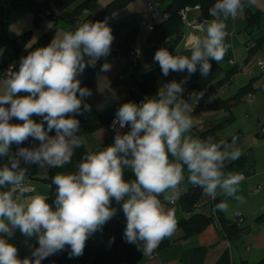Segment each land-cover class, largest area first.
Instances as JSON below:
<instances>
[{"label":"clouds","instance_id":"1","mask_svg":"<svg viewBox=\"0 0 264 264\" xmlns=\"http://www.w3.org/2000/svg\"><path fill=\"white\" fill-rule=\"evenodd\" d=\"M251 3L253 0H216L209 9L213 19L200 25L203 35L194 40L190 55L179 49L173 54L165 47L155 52L154 60L163 75L186 70L190 77L199 65L200 74L207 77L210 60L219 63L230 47L225 43L226 21L235 19ZM113 40L106 20L81 22L74 31H57L47 46L22 57L18 70L10 68L0 80V157L8 161L0 167V189H7L0 190V264H41L65 246L70 247V256L82 255L88 237L115 215L113 199L123 201L125 240L150 254L176 231L175 210L165 208L159 197L170 204L179 198L185 167L188 182L205 195L215 199L220 190L225 197L245 203V197L238 195L243 176L224 170L226 162L242 154L238 137L233 136L228 143L190 134L193 105L204 93L193 91L186 100L183 84L188 77L164 84L155 97H146L139 104L123 103L112 127L130 126V131H117L113 144L89 151L75 172L57 173L52 178L55 208L43 195L25 198L33 189L25 183L27 168L21 161L63 168L71 163L74 149L85 143L77 134L80 122L75 116L90 110L84 98L91 91L80 86L77 75L86 67L85 56L94 65L95 60L110 54ZM110 68L105 62L101 71ZM33 115L42 121L37 123ZM13 118L23 123H11ZM53 130L55 135H49ZM29 137L39 145L21 147L10 154L13 143L19 145ZM126 169L134 174V180H125ZM217 210L228 212V203L221 201L213 209ZM16 230L26 238H36L39 246L32 258L21 259L17 247L9 242Z\"/></svg>","mask_w":264,"mask_h":264},{"label":"trees","instance_id":"2","mask_svg":"<svg viewBox=\"0 0 264 264\" xmlns=\"http://www.w3.org/2000/svg\"><path fill=\"white\" fill-rule=\"evenodd\" d=\"M129 1L131 0H114L105 6L100 14L92 16L91 10L95 8L96 0H0V2L5 6V10L2 14L4 17L0 20V73L6 76L3 71L10 61H13L15 64L13 70H18L22 57L27 56L31 51H34L37 48L47 46L52 41V36L56 30L57 23L65 24L68 31H74L76 26L81 22L106 20L108 25L111 27L112 34L114 36L110 54L106 57H101L95 60L94 65L87 62L84 71L82 73H78L77 75V79L80 81V86L88 88L92 79L100 74L102 65L105 62H112L116 55L127 57L128 65L130 63L131 58L129 57V53L132 51V43L135 39L137 27H130L129 22L126 21L109 22L108 20L109 16L114 11H117ZM215 2L216 0H170L169 5L167 6L168 9L162 8L169 13V17L167 20L159 23V25L150 31L144 46L139 49V58L137 60L136 67H134L131 72L127 69L129 74H133L137 68L143 70L142 78L137 81L129 92L130 97L135 101V103H137L139 99L155 97L159 89L169 81L179 80V82H181L188 77L186 70L183 72L170 71L167 76H164L159 63L154 60V54L161 47L168 48L170 52L175 54V49L181 44L180 41L182 40L185 31L178 12L182 9V7L198 4L200 5V17L208 19L211 18L209 15V9L215 4ZM23 4L28 6L34 14L33 26L35 28H44L49 21L53 22V27L39 36L37 41L30 46L31 30H26L25 32L14 35L13 37L7 36V14L11 8ZM40 14L43 17H40ZM252 22L253 21L251 19L249 25L252 24ZM260 40L261 39L255 41L256 48L258 47ZM247 52L248 55L246 59L253 55L255 49L253 51L252 49H248ZM210 63L212 67L207 77L200 74L198 65L197 71L187 78V82L183 84V97L187 99L191 92L202 91L204 93L203 98L200 99L197 104H194L196 109L207 111L221 110L224 112L225 115L222 118L214 120L213 124L204 131L196 132V127L192 128L196 132L197 137L200 139L212 138L215 142H219L223 139L218 137V132L223 131L226 127H229V125L235 120L234 115L231 113V104L254 90L253 80L256 78H250L247 84L238 87L235 94L221 98L218 97L219 95L216 92L212 94L214 86H228L231 80L235 77V74L241 71L242 68L240 65L235 63L233 64L232 54L229 51H227L223 60L219 63H216L214 60H210ZM227 65L229 66L228 68H226ZM258 68L264 67L258 66ZM249 73L250 70H248L247 74ZM262 76H264V74L260 73V77ZM256 88L264 90V79L260 81ZM20 95H25V93H20ZM248 100L244 99V101ZM124 101L125 99L114 102V104L105 107V109L100 112H91L90 114H86L76 119L79 120L80 127L82 126L86 131L91 132L103 125H109L111 119L115 116L118 108ZM32 119L37 123L42 121V117L40 116L33 115ZM14 121L15 123H23L15 118ZM44 126H46V122ZM128 131H130L129 128ZM262 132H264V124L260 125L256 129L255 136L260 138ZM233 136L238 137L237 146L244 139L241 129H238L233 133V135L223 141L231 143ZM39 143L40 142L38 140H35L32 137H29L19 145L13 143L10 146V154L15 153L21 147H36ZM7 162V157H0V167L4 166ZM231 162L232 161L226 162V167L224 169L225 172L232 164ZM21 166L27 168L25 182L33 188V191L35 189L34 181L38 180L44 185H48V194L45 197H47V202L51 204L52 200L56 197L55 185L52 184V178L57 174V172H55V168L48 167V173L43 178L38 173L40 168L39 165H25L24 162L21 161ZM124 178L125 180L135 179L134 174L128 169L125 170ZM33 191L26 194H30ZM202 193L203 190L200 187L193 186L186 189L183 194L181 193L178 200L188 202V205L192 206L193 203L197 202L198 197ZM159 198L162 200V196ZM226 199L227 197H225L224 194L217 196V198L213 199L212 208L214 209L215 205L221 201H227ZM189 210H191V208H189L188 211ZM213 213L215 214L217 211H213ZM210 220V216L193 213V215L189 217L181 218V220L177 222V228L183 229V236H186L200 231ZM219 221L221 222V225L225 227L224 220L219 218ZM125 227L126 219H118L113 216L102 226V229L91 234L92 236L96 234L99 235V241L96 242L97 244L92 243L93 240L90 236L88 237L82 255L78 257L70 256L69 253L71 249L69 246H65L63 251L50 255L46 259L42 260L41 264H136L137 261L146 258V255L141 250V247H138V244L128 243L125 240ZM223 229L224 231L229 230V228ZM9 242L13 243L17 247L18 256L21 259L25 257L32 258L33 250L39 246L35 237L26 238L19 232V230L15 231L14 236ZM165 244H168V241L162 240L157 246V249ZM262 262H264V260H262Z\"/></svg>","mask_w":264,"mask_h":264},{"label":"crops","instance_id":"3","mask_svg":"<svg viewBox=\"0 0 264 264\" xmlns=\"http://www.w3.org/2000/svg\"><path fill=\"white\" fill-rule=\"evenodd\" d=\"M112 1L114 0H96V6L91 10L92 16L100 14L102 9ZM169 3L170 0H162L160 2V6L163 9H168L167 6ZM4 10L5 6L0 2V20L4 17V15H2ZM240 13L243 15V30H247L249 31V34L253 35V29L257 28L254 25V21L259 18H264V0H253V3L246 4L243 11ZM139 14L148 16L146 0H131L127 2L120 9L114 11L109 16L108 20L109 22L126 21L129 22V26L132 27L134 20ZM7 15V36L13 37L14 35L25 32L26 30H31V40L29 46L34 44L39 36L53 27V22L49 21L44 28H35L33 26L34 14L25 4L11 8ZM238 16L239 15L236 17ZM187 18L191 22H194L195 20L198 21L200 18V10L189 11ZM211 18H202V21L199 22L201 24L203 22H210ZM251 19L253 22L249 25ZM231 22L235 27L237 26L234 19H232ZM197 25L198 24L192 27L184 26L185 33L180 41L181 44L178 45L181 47L182 54L190 55V51L188 50H190L189 48H191L194 40L198 36L203 35V33L199 31L200 25ZM234 28L233 30H229V28L226 27L227 33H235L238 31L237 28ZM57 31H68L67 26L63 23H57L56 30L52 36L53 38L55 37ZM255 35L256 38H251L254 39V41H257L262 36L259 32ZM140 48H134L132 46V51L139 50ZM241 48L244 55L242 63L245 66L248 63V61L247 63L245 61L248 52L247 50L245 52L243 46ZM228 51L232 54L233 64L235 63L243 68L244 66L238 63L236 48H234L233 52L228 48ZM84 59L85 63H87L91 58L85 56ZM109 64L111 65L109 71H100V74L94 77L89 83L90 85L88 89H90L91 95L84 98V103L90 106V110H82V114H76L75 118L82 117L86 114H90L91 112H100L105 109V107L123 99H125L123 103H135V101L130 97L129 92L137 81L142 78L143 70H139V68H137L133 74H129L127 72L128 58L121 55H116ZM119 75L122 77L119 78ZM247 76H252L251 70ZM5 78L6 76L0 73V80ZM262 79H264V76L254 81V87H256ZM224 86L226 85H223V87ZM229 90L231 89L229 88ZM230 93L232 94L233 92L227 91L226 95L230 96ZM212 94H214V92H212ZM187 99H189V97ZM191 115L194 122L193 127H196L195 131L201 132L209 128V126L213 124L214 120L222 118L225 114L221 110L207 111L195 108ZM12 123H15L14 118L12 119ZM262 124H264V122H262ZM46 127L47 125L45 128ZM257 128L258 126L255 128L254 137H256L255 132ZM195 131L191 129L190 134L197 137ZM224 133L225 130L218 132L217 135L220 139H222V134ZM77 134L83 136L85 143L81 147L74 149V155L71 163L66 164L63 168H55V172H75L77 170V165L83 156L89 151H99L100 149L112 144L111 132H109L108 125H103L91 132L86 131L85 128L81 126ZM49 135H55V131L53 130L49 133ZM256 138L258 139V141H255L257 151L255 148H252V146L250 147L242 141L238 144V147L242 152L241 156L237 160L232 161V164L226 170V172L231 171L238 174L241 172L245 175V179H243L239 185L238 192V195H243L245 197V203L240 204L235 199L227 197L226 202L229 205L228 212L225 213L217 210V213L214 214L212 208L214 200L204 193L198 197L197 202L193 203L192 206H189L188 202H184L182 200H177L175 203L170 204L164 201L162 196L161 201L164 203L165 208H172L175 210V218L177 222L181 220V218L193 215V213L210 216L211 220L200 231L186 236H183V229L176 228V231L172 236L163 239L168 241V244L158 247L156 251L157 253L154 257H146L137 261L136 264H264V262H262V260H264V190H260L258 192L253 191L254 185L264 183V157L259 156V151L264 152V132H262L260 138ZM47 170L48 167L45 166L42 167L41 174L39 171L38 173L44 178L48 173ZM184 177L185 178L180 185V189L183 190V192H185L186 189L193 187V185L188 182V172L186 167ZM34 185V191L30 194H26L25 198L35 194L43 196L48 194V185H44L38 180L34 181ZM0 190L7 189L5 188ZM221 194L223 193L218 190L216 198ZM54 201L55 199H53L50 204L53 208H55ZM122 204L123 201L120 203H116L115 200L112 201L111 207L116 209V213L114 215L115 218L126 219L122 210ZM189 208H191V210L188 211ZM237 215L243 217L242 222L237 223L234 221V218ZM219 218L224 220L225 227L221 225ZM223 228H229V230L224 231ZM93 236H97L98 238L97 234ZM93 236L90 235V238L93 239Z\"/></svg>","mask_w":264,"mask_h":264},{"label":"rangeland","instance_id":"4","mask_svg":"<svg viewBox=\"0 0 264 264\" xmlns=\"http://www.w3.org/2000/svg\"><path fill=\"white\" fill-rule=\"evenodd\" d=\"M238 15L239 16L234 19L236 24H237L236 27L231 22L232 18H229L227 20V28H229V30H233V28L235 27V28H237L238 31H236L235 33L229 32L225 38V43L230 45L229 49H231L232 52H233L234 48H236V52H237L236 57L238 59V63L242 64V66H244L242 63V61L244 59V55H243L241 47L243 46V49H245V52L248 49H252V51L255 49V52L253 53L252 56H249L246 59V63L248 61L247 65H245L241 69V71H239L237 74H235V77L228 84V87L227 86H224V87L214 86L212 91L219 93L218 97H221V98H224L227 96L226 95L227 91H232L235 94L236 91L238 90L237 88L242 86V85L247 84L251 77H256V79L253 80V81H256L257 79L260 78V73L264 74V68H258V66L256 65L257 60H259L260 58L262 60H264V18H259V19L254 21V25L257 28L253 29V33H252L253 35H251L248 33L249 31L243 30L244 29V27H243L244 26L243 15H241L240 12L238 13ZM148 16H145L144 14H139L132 24V27H134V26L137 27L135 39L132 43L134 48L142 47L143 44L145 43L148 35L150 34V31H149L150 20H149ZM211 20H212V18H211ZM200 22H199V20L196 21L194 23V26H196V24H198L197 26H199L201 24ZM181 23H182V21H181ZM182 26H187V25H185L183 22ZM257 32L262 34V36L260 38L261 40L258 44V47L256 48L255 41H254V39H251V38H256L255 34ZM252 42L254 43V45H251ZM177 49H179L181 52L180 46H178L175 49V51ZM10 65L14 66L15 64L13 63V61H10L8 63V65L6 66V68L3 71L4 73H6L5 74L6 76H7V72H8L7 68ZM228 67L229 66L227 65L226 68H228ZM13 69L14 68H12V70ZM248 69L251 70L252 76H247L248 75L247 74ZM139 70H141V69H139ZM175 81L179 83V80H175ZM169 82H171V81H169ZM253 87H254V85H253ZM256 87H254V90H252V92L248 93L247 95H245L241 99H239L236 102H234L233 104H231V113L234 115L235 120L233 121L232 124L229 125V127H226L224 129L225 133L222 134V139L226 140V138L233 135V133L236 130L241 129V131L243 133V138H244L243 141L247 145H249L250 147L252 146V148H255L257 151V147L255 146L256 145L255 141H258V139L256 137H254V131H255V128L257 126L259 127L260 124H262V122H264V90L258 89ZM229 88L231 90H229ZM232 94L230 93V96ZM250 96H251V99L248 100L250 98ZM244 99L248 100V101H244ZM11 123H12V121H11ZM259 156L264 157V152L259 151ZM41 171H42V167L39 168L40 174H41ZM92 238H93L92 243L97 244L96 242L99 241L98 240L99 238H97V236H93ZM94 239H95V241H94Z\"/></svg>","mask_w":264,"mask_h":264},{"label":"built area","instance_id":"5","mask_svg":"<svg viewBox=\"0 0 264 264\" xmlns=\"http://www.w3.org/2000/svg\"><path fill=\"white\" fill-rule=\"evenodd\" d=\"M162 0H146V8H147V13L149 15V20H150V23H149V31H152L157 25H159V23H162L164 22L165 20H167V18L169 17V13L165 10L162 9V7H160V2ZM191 10H200V5L198 4H195L193 6H184L182 7V9H180V11L178 12V15L179 17L181 18V21L182 23L184 22L185 25H187L188 27H192L194 26V23L196 22V20L194 22H191L188 20L187 18V14L189 11ZM40 17H43L41 14H40ZM251 45H254V43L252 42ZM139 56V50H136V51H131L129 53V57L131 58L130 60V63L128 65V70L131 72L132 69L134 67H136L137 65V60H138V57ZM256 64L260 67H262V64H264V61H262V59L260 58L259 60H257ZM10 68H13L11 65L7 68V70L9 71ZM6 70V71H7ZM6 74V73H5ZM119 78H121L122 76L119 75L118 76ZM144 99H139L137 101V104H139L141 101H143ZM193 108L195 109V105H193ZM193 109V110H194ZM116 115V114H115ZM115 116L111 119V122L109 123L108 125V129H109V132H111V142L112 144L114 143V137L115 135L117 134V131L120 132V134H124V133H127L128 132V128L129 126H125L123 129H120L119 128V125L116 126L115 129H113L112 127V122L114 120ZM240 174L243 176V179H245V175L242 174L240 172ZM26 183V182H25ZM26 185H28V183H26ZM29 186V185H28ZM30 188H32L31 186H29ZM33 189V188H32ZM260 190H264V183H261V184H257V185H254L253 187V191L254 192H258ZM183 190H181V193H182ZM180 198V196H179ZM178 198V199H179ZM177 199V200H178ZM114 200V199H113ZM112 200V201H113ZM176 200V201H177ZM111 201V203H112ZM175 201V202H176ZM174 202V203H175ZM243 220V217H241L240 215H237L235 218H234V221H236L237 223H240L242 222ZM157 251V247L150 253V254H147L146 257L150 258V257H154L156 255V252Z\"/></svg>","mask_w":264,"mask_h":264},{"label":"water","instance_id":"6","mask_svg":"<svg viewBox=\"0 0 264 264\" xmlns=\"http://www.w3.org/2000/svg\"><path fill=\"white\" fill-rule=\"evenodd\" d=\"M199 21H202V18L201 17L199 18Z\"/></svg>","mask_w":264,"mask_h":264}]
</instances>
